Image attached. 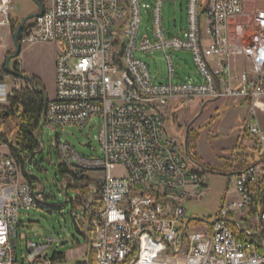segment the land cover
<instances>
[{
  "label": "built area",
  "instance_id": "2783aa9c",
  "mask_svg": "<svg viewBox=\"0 0 264 264\" xmlns=\"http://www.w3.org/2000/svg\"><path fill=\"white\" fill-rule=\"evenodd\" d=\"M35 1L44 14L27 22L21 44L60 47L45 125L77 126L83 132L94 121L100 128L97 157L81 155L60 139L54 144L65 204L72 205L75 224L88 239L86 263L264 264V130L257 115L264 108V6L246 19L245 0H189L187 32L168 38L166 0H154L155 42L146 38L138 49L140 0ZM13 19V1L0 0V42L12 32ZM152 50L165 55L169 83H155L150 64L135 56ZM179 51L191 53L197 80L174 81L170 53ZM12 69L21 72L19 66ZM0 74L1 119L21 79L7 75L3 64ZM196 102L247 104L244 130L254 152L252 162L232 166V196L224 198L219 213L194 226L186 204L201 200L207 184L196 162L198 175L185 171L186 152L181 154L167 124L174 110ZM2 134L0 264H17L20 215L49 205L45 184L29 173L33 159L22 166ZM117 168L123 169L120 175L113 174ZM70 190H76L75 197H69ZM191 227L196 232L187 236ZM55 242H28L29 262L51 264L43 255Z\"/></svg>",
  "mask_w": 264,
  "mask_h": 264
},
{
  "label": "rangeland",
  "instance_id": "374dc122",
  "mask_svg": "<svg viewBox=\"0 0 264 264\" xmlns=\"http://www.w3.org/2000/svg\"><path fill=\"white\" fill-rule=\"evenodd\" d=\"M13 18L22 20L38 12V7L33 0H12ZM245 15L248 19L254 12L264 6V0H245ZM183 3V11H180V3ZM142 9V20L138 34L137 48L146 38L155 42L153 7L154 0H140ZM188 5L189 0H166L163 5V26L166 36H183L188 29ZM175 21L177 26H175ZM6 45V46H5ZM15 52L13 44V33L10 32L6 42H0V65L6 58ZM60 52V47L56 43H40L31 46H23L20 56L11 61V68L18 63L21 72H28L39 82V87L45 89L48 96L55 91V72L53 60ZM173 61L176 68V83L188 82L199 78L198 70L194 64L189 51L172 52ZM137 59L150 64V72L155 83H169L170 76L165 55L159 50H152L148 53L137 51ZM188 59L189 64L183 60ZM56 69V66H55ZM10 88L15 85L11 78H5ZM21 88H26L29 84L20 80ZM196 102L179 107L172 113V118L167 124L169 135L180 145L181 154H185L184 140L187 127L198 129L200 136L197 151L202 162L211 168L221 166L218 170L206 174L207 188L204 196L199 201H194L186 205L188 215L211 219L216 216L224 198L232 196L233 184L227 176L231 157L233 158L241 145L248 149L251 147L244 130L245 122L249 119V109L247 104L236 102L222 103L211 102L206 104L202 114ZM258 118L261 128L264 130V108L258 110ZM2 119V120H1ZM0 119V132L4 133L8 140L15 139L17 123L8 116ZM5 120V121H3ZM255 121H251L253 123ZM67 131L70 134L65 135ZM100 133V128L95 122H91L83 132L77 126L50 128L45 125L42 129L44 150L42 153L34 155V159L29 165V173L35 175L43 181L46 186V201L54 208H33L22 212L20 215V225L17 228V264H31L28 260L27 243L34 242L39 246H44L47 240L55 238L56 242L45 251L43 257L47 258L51 264H88V239L80 232L72 217V205L65 204V194L59 182L62 179L60 172V160L55 151L54 144L58 139L62 143L69 142L70 145L81 155L86 157H97L101 153V146L96 137ZM92 143V149L84 146ZM183 145V146H181ZM239 148L236 150V148ZM236 150V152H235ZM255 158V156H254ZM50 159L51 164L47 163ZM190 169H195V165L183 155L181 157ZM253 159L251 160V162ZM244 166V165H243ZM122 168L113 171L114 175H120ZM77 194L76 190L69 191V197L73 198ZM78 213L79 210L75 209ZM201 226V225H200ZM196 232L192 227L187 231V236ZM25 236V238H23ZM68 243L63 245L62 242ZM43 264V263H39ZM94 264V263H93Z\"/></svg>",
  "mask_w": 264,
  "mask_h": 264
},
{
  "label": "trees",
  "instance_id": "16d2710c",
  "mask_svg": "<svg viewBox=\"0 0 264 264\" xmlns=\"http://www.w3.org/2000/svg\"><path fill=\"white\" fill-rule=\"evenodd\" d=\"M20 23V21L13 19V34L16 32ZM19 42L21 44V37H19ZM21 46L23 47L22 44ZM18 65V63H15V67ZM36 85L37 90L28 85L26 88H21L19 91H14V93L10 97L9 106L4 108V111L2 113L3 119H5V113L8 112V118H13L17 123L15 139L8 140L7 136L4 133L2 135L11 152L18 159L19 163L22 166H25L30 158L34 159L35 151H39L42 149V145L39 141V127L42 122V116L44 113L45 96L48 94L46 93L45 89L39 87V82L36 81ZM246 135L249 136V134ZM199 136L200 133L198 129H190L188 137V155L192 162L194 161L201 164L202 160L199 158L197 151ZM237 149L239 148L237 147L236 150ZM239 150L240 153L237 155V157H235L236 153H234L235 155H233V158L231 157L230 163L228 167H226L228 171L231 170L234 164H237V169H241L243 165L250 163L254 151L250 150L249 148L247 149L246 147H244V145H241ZM202 167V172H204L205 169L209 168L205 164H203ZM219 168L223 167L218 166L209 169L211 171H214L218 170ZM196 170L198 172V168H196ZM28 179L32 180L33 182L35 181V178H31L30 176ZM51 208L54 207L49 205L48 209ZM200 223L201 221L199 219H196L193 220L190 224L196 226Z\"/></svg>",
  "mask_w": 264,
  "mask_h": 264
},
{
  "label": "water",
  "instance_id": "95a60500",
  "mask_svg": "<svg viewBox=\"0 0 264 264\" xmlns=\"http://www.w3.org/2000/svg\"><path fill=\"white\" fill-rule=\"evenodd\" d=\"M37 6L39 7V12L38 13H34V14H31L27 17H25L22 22L20 23V25L18 26L16 32L13 34V44H14V47H15V52L11 55H9L5 62L3 63L4 65V69H5V73L7 75H12V76H15L23 81H26L33 89L37 90V85H36V80L29 74H25L23 72H16L14 71L12 68H11V61L13 60H16L20 54H21V51H22V46L19 42V36L24 28V26L27 24V22L37 18V17H41L43 16L44 14V7L43 5L38 2V1H35L33 0ZM180 10L181 12L183 11L182 9V4H180ZM122 47H124V44L122 45ZM123 54V48L121 50V55ZM3 79V76L0 74V81ZM47 102H48V95L45 96V103H44V113H43V116H42V122L40 124V127H39V135H40V143L42 145V149L39 150V151H35L34 152V155L38 154V153H42L43 150H44V141H43V136H42V129L45 125V110H46V107H47ZM203 113V109L201 111L200 114ZM7 116H9V113L6 112L4 117L6 118ZM191 126L192 124H190L188 127H187V130H186V135H185V140H184V146H185V152H186V155L187 157L190 159L189 155H188V137H189V133H190V129H191ZM88 148H90V144H87L86 145ZM32 158H30L31 160ZM29 160V161H30ZM29 161L25 164L26 165V168L29 164ZM48 164H51V161L50 159H47L46 160ZM198 166H202L201 164L197 163ZM32 177H36L35 175H32ZM37 178V177H36ZM38 179V178H37ZM40 183H42V181L40 179H38ZM193 219H199L198 217H194ZM192 219L189 220V222H191ZM68 242L65 241V242H62L63 245L67 244ZM90 251V250H89ZM90 253V252H89Z\"/></svg>",
  "mask_w": 264,
  "mask_h": 264
},
{
  "label": "crops",
  "instance_id": "0c3cea01",
  "mask_svg": "<svg viewBox=\"0 0 264 264\" xmlns=\"http://www.w3.org/2000/svg\"><path fill=\"white\" fill-rule=\"evenodd\" d=\"M180 4H182V9H183V3H180ZM181 11V10H180ZM176 22V21H175ZM177 25V24H176ZM57 56V55H56ZM56 56H55V58H54V60H53V63H54V72H55V74H56V69H55V66H56ZM23 73H25V74H29L28 72H26V71H24ZM30 75V74H29ZM32 76V75H31ZM54 78H55V76H54ZM199 104H197L199 107H200V109H201V111H202V109H203V112H204V110H205V108H206V104H208V103H211V102H208V103H205V104H202L201 102H198ZM216 103H218V102H216ZM229 103H231V102H229ZM226 104V103H225ZM194 105H196V103L194 104ZM183 146V145H182ZM184 148H185V146H184ZM198 156H199V158L201 159V157H200V155H199V153H198ZM203 163V162H202ZM201 163V165H203ZM207 167H209V166H207ZM216 167H218V166H216ZM201 168H203L202 166H201ZM209 168H211V167H209ZM205 169L204 170V172H203V174H204V179H205V182H206V174L208 173V172H211V170L210 169ZM228 173L230 174L231 173V170L230 171H228ZM229 174L227 175V176H229ZM207 184V183H206ZM207 187V186H206ZM194 201H196V200H192V201H190L189 203H191V202H194ZM197 201H199V200H197ZM189 203H187V204H189ZM186 204V205H187ZM188 209V208H187ZM195 217V216H194ZM194 217H190L189 215H188V220H190V219H192L191 220V222L193 221V220H196V219H193ZM199 218V217H198ZM199 220H206V219H204V218H199ZM190 222V223H191Z\"/></svg>",
  "mask_w": 264,
  "mask_h": 264
},
{
  "label": "bare ground",
  "instance_id": "6f19581e",
  "mask_svg": "<svg viewBox=\"0 0 264 264\" xmlns=\"http://www.w3.org/2000/svg\"><path fill=\"white\" fill-rule=\"evenodd\" d=\"M187 158H188V157H187ZM188 159H189V158H188ZM189 160H190V159H189ZM190 162H192V161L190 160ZM192 163L194 164V162H192ZM181 164L184 165V169H185L186 172H191V175H198L197 170H195V169H190L189 166L187 167L186 162H185L184 160H182V159H181Z\"/></svg>",
  "mask_w": 264,
  "mask_h": 264
},
{
  "label": "flooded vegetation",
  "instance_id": "af4514ba",
  "mask_svg": "<svg viewBox=\"0 0 264 264\" xmlns=\"http://www.w3.org/2000/svg\"><path fill=\"white\" fill-rule=\"evenodd\" d=\"M36 4V3H35ZM37 5V4H36ZM38 7V6H37Z\"/></svg>",
  "mask_w": 264,
  "mask_h": 264
}]
</instances>
